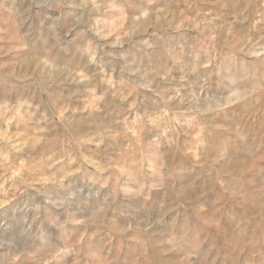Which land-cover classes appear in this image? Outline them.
Masks as SVG:
<instances>
[{"label": "rangeland", "instance_id": "1", "mask_svg": "<svg viewBox=\"0 0 264 264\" xmlns=\"http://www.w3.org/2000/svg\"><path fill=\"white\" fill-rule=\"evenodd\" d=\"M27 6L20 0L15 5L13 0H0V35L8 27L4 21L9 10L19 22ZM152 9L156 15L140 27L131 23L134 10L126 9L122 27L102 42L112 55H103L96 64H70L71 75L54 76L41 87L22 78L0 80V204L9 201L0 209V219L24 201L42 203L46 197L55 199L65 190L82 187L71 208H50L47 215L57 222L71 221V239L79 240L82 248H102L101 254L113 264H142L149 249L145 246L136 259L135 244L141 237L131 230L127 239L114 233L111 243L108 237L90 239L94 228L83 222L85 213L77 211L76 204L103 184L104 194L113 192L117 205L126 210L124 215L108 212L105 223L112 228L131 223L142 200L151 202L152 215L162 213L149 232L154 234L151 254L162 256L165 264H181L183 257L162 251L166 245L158 241L181 234L195 241L201 264H260L264 93H254L250 103L226 110L229 116L240 113L243 121L213 113L193 117L178 100L167 105L161 100L198 92L206 69L189 68L206 64L211 69L229 52L259 69L264 57L259 51L264 45V0H154ZM130 29L135 31L129 38L124 33ZM118 38L120 43L112 47ZM197 55L199 60L194 59ZM59 60L66 58L61 55ZM14 61L11 53L0 56V65ZM242 123L246 143L236 138L235 129ZM225 149L231 161L221 166L216 161ZM12 173L14 179H7ZM157 177H165L167 191L151 188ZM122 186L149 190L125 197ZM89 203L95 204V198ZM19 228L8 221L0 232L13 235ZM44 228L59 235L47 222ZM58 244L53 241L54 247ZM73 260V254H67L63 264Z\"/></svg>", "mask_w": 264, "mask_h": 264}, {"label": "clouds", "instance_id": "2", "mask_svg": "<svg viewBox=\"0 0 264 264\" xmlns=\"http://www.w3.org/2000/svg\"><path fill=\"white\" fill-rule=\"evenodd\" d=\"M20 2H26L28 5L22 14L23 19L16 22L9 10V17L4 21L8 27L5 28L3 35H0V56L11 53L15 57L13 63L0 65V80L9 77L22 78L37 87L50 83L54 76L59 77L65 73L71 75L70 64L73 67H87L102 61L103 55H112L111 52L104 51L105 43L102 42H107L108 36L122 27L126 9L134 10L135 14L130 19L137 27L148 23L156 15V11L152 9L154 0L141 2L124 0V3H117V0H20ZM15 3L16 0H13L14 5ZM34 11L35 22L32 20ZM159 11L163 12L164 9ZM22 28H26V31L22 36H18ZM134 31L135 29H130L124 35L130 38ZM119 43L118 38L112 47ZM143 43L152 47L148 41ZM259 51L264 52V45L260 46ZM251 54L258 55L255 51ZM61 55L66 58L64 62L59 60ZM121 58L124 59L123 54ZM194 59L199 60V55ZM259 64L260 68L257 69L251 64L238 61L232 52L219 63H214L211 69H208L206 64H193L189 68L191 72H195L198 67L206 69L202 83L198 85L199 91H189L184 96H179L178 93L168 95L161 103L167 105L173 100H178L185 106L187 114L193 117L204 118L207 114L213 113L215 116L222 115L226 120L235 121L239 118L243 121L240 113L233 111V115L229 116L226 110L234 105L250 103L254 93H264V57H261ZM180 79L184 77L181 76ZM181 115L183 116V113ZM235 132L241 143L247 142L248 133L244 130L243 123ZM230 161L231 157L225 149L220 153L216 163L224 166ZM15 176L16 173H12L7 179H14ZM58 187L65 188L63 184H59ZM2 188L3 185H0V189ZM151 188L167 191L165 177H157ZM147 190L149 189L143 187L120 188L125 197L142 195ZM6 192L7 190L5 194ZM82 192V187L74 191L65 190V194L58 195L55 199L46 197L42 203L24 201L22 205L13 207L10 216L0 219V228H4L8 221L19 224L20 228L19 232L13 235L0 232V253L5 256V259L0 260V264H17L21 259L26 264H63L64 257L70 253L74 256L73 264H113L112 260L101 254L102 248H82L79 240L71 239L69 228L71 221L65 219L57 222L58 218L53 219L47 215L50 208H71L78 194ZM105 192V185L100 184L89 197L76 204V210L85 213L83 222L94 228L90 239L103 240L108 237V243H111L114 233L127 239V234L131 230L135 237H141L135 244L136 259H139L142 250L147 246L149 255L144 256L142 264H165L162 256L151 254L154 245L150 237L154 234L149 232L160 222L162 213L152 215L151 202L142 200L131 223L119 229L112 228L105 223L108 212L124 215L126 210L117 205L113 192L107 191V194H104ZM93 197L95 204L90 205L89 200ZM7 203L9 201L6 200L4 204H0V209ZM45 222L49 227L56 228L59 235L54 236L45 229ZM54 240L59 241L55 247ZM158 243L166 245L162 251L175 252L183 257L181 264H201L198 246L195 241H190L186 234L168 236ZM13 249L16 250V255L11 254ZM133 264H136L135 260ZM260 264H264V260H261Z\"/></svg>", "mask_w": 264, "mask_h": 264}]
</instances>
